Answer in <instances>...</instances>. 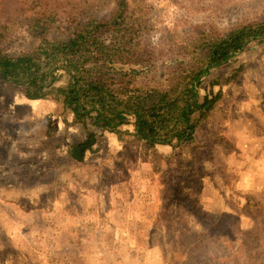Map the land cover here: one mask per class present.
Segmentation results:
<instances>
[{
	"label": "rangeland",
	"instance_id": "1",
	"mask_svg": "<svg viewBox=\"0 0 264 264\" xmlns=\"http://www.w3.org/2000/svg\"><path fill=\"white\" fill-rule=\"evenodd\" d=\"M148 3L155 36L264 20V0ZM38 42L21 26L0 49ZM219 90L195 143L153 149L104 132L79 162L68 145L85 127L0 77V264H264V41L204 75L202 93ZM151 192L158 209L131 205Z\"/></svg>",
	"mask_w": 264,
	"mask_h": 264
},
{
	"label": "trees",
	"instance_id": "2",
	"mask_svg": "<svg viewBox=\"0 0 264 264\" xmlns=\"http://www.w3.org/2000/svg\"><path fill=\"white\" fill-rule=\"evenodd\" d=\"M149 7L148 0H0V43L21 26L39 41L19 53L0 49V77L31 100L55 98L85 127V138L68 145L79 162L104 132L131 134L153 149L195 143L222 98V90L202 93L204 75L264 41V20L155 36Z\"/></svg>",
	"mask_w": 264,
	"mask_h": 264
},
{
	"label": "crops",
	"instance_id": "3",
	"mask_svg": "<svg viewBox=\"0 0 264 264\" xmlns=\"http://www.w3.org/2000/svg\"><path fill=\"white\" fill-rule=\"evenodd\" d=\"M161 147H166V146H160L159 148H161ZM141 198H142V195L140 193H138L136 195L134 194L131 197V199H130L131 200V205L133 206V204H137V203L141 202L143 204V206L146 208L147 211L148 210L152 211L154 209H158L159 208L160 201L157 199V195L156 194L151 192V195L147 194V199L145 198V199L142 200ZM155 216L156 215H154V217L151 219V221L147 220L149 222V223L147 222L148 227H152L153 226V221L155 219ZM145 223H146V221H145Z\"/></svg>",
	"mask_w": 264,
	"mask_h": 264
}]
</instances>
